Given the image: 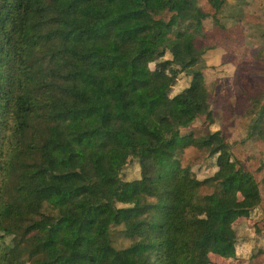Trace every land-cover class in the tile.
I'll list each match as a JSON object with an SVG mask.
<instances>
[{
    "label": "trees",
    "instance_id": "trees-1",
    "mask_svg": "<svg viewBox=\"0 0 264 264\" xmlns=\"http://www.w3.org/2000/svg\"><path fill=\"white\" fill-rule=\"evenodd\" d=\"M209 16L198 0H0V264L235 257L258 183L221 131L180 133L212 121L195 45ZM180 74L190 82L170 95ZM189 145L214 159L212 175L182 165ZM128 161L138 177H121Z\"/></svg>",
    "mask_w": 264,
    "mask_h": 264
},
{
    "label": "rangeland",
    "instance_id": "rangeland-1",
    "mask_svg": "<svg viewBox=\"0 0 264 264\" xmlns=\"http://www.w3.org/2000/svg\"><path fill=\"white\" fill-rule=\"evenodd\" d=\"M198 3L209 15L215 14V18L209 16L203 21L204 35L195 41L204 51L203 74L212 121L200 116L181 128L180 133L202 137L221 131L238 164L257 181L261 195V202L249 217L236 226L235 257L220 262L211 256L210 264H235L237 260L241 264H264V130L256 133L251 128L264 107V0H224L217 11L213 0H198ZM189 82L190 77L180 74L170 95L180 92ZM180 161L198 179L216 170L214 159L191 145L183 149ZM120 175L123 179L138 177L139 167L128 161ZM208 192L209 188L200 190V194ZM123 229L122 223L110 227L112 243L117 249L130 243Z\"/></svg>",
    "mask_w": 264,
    "mask_h": 264
}]
</instances>
